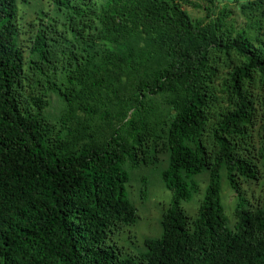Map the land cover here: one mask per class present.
Here are the masks:
<instances>
[{
    "label": "trees",
    "instance_id": "16d2710c",
    "mask_svg": "<svg viewBox=\"0 0 264 264\" xmlns=\"http://www.w3.org/2000/svg\"><path fill=\"white\" fill-rule=\"evenodd\" d=\"M46 1L0 0V264H264V0ZM162 157V235L124 255V163Z\"/></svg>",
    "mask_w": 264,
    "mask_h": 264
},
{
    "label": "rangeland",
    "instance_id": "374dc122",
    "mask_svg": "<svg viewBox=\"0 0 264 264\" xmlns=\"http://www.w3.org/2000/svg\"><path fill=\"white\" fill-rule=\"evenodd\" d=\"M18 2L19 0H17V6L19 5ZM28 2L34 10L43 4L46 11L51 12L50 18L53 19L55 17V9L51 8L50 2L46 0H28ZM20 7L26 12L28 10L27 14L31 11L23 4ZM187 11L192 17L200 18L203 16L200 10L191 7H187ZM60 108L61 105L55 101L50 107V111L57 115ZM167 168L168 160L164 157L161 158L158 164L154 165L140 164L139 166H133L129 161L124 163V169L129 175L126 191L130 202L136 209L137 215L135 223L125 227L123 234L121 236L117 234L113 240L124 255L137 253V251L144 248L147 239L159 238L162 235L163 213L169 207L173 198V194L167 189L162 178V174ZM207 183V173H202L188 180L190 188H195L192 198L183 202V206L190 217H194L197 213ZM220 199L228 221V227L230 228L229 218L235 206V198L224 171L221 172ZM233 222L234 220L231 219L232 224Z\"/></svg>",
    "mask_w": 264,
    "mask_h": 264
}]
</instances>
